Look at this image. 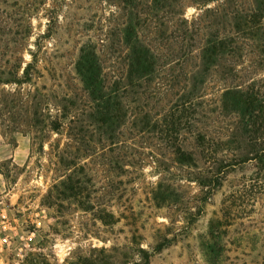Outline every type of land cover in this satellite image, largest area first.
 <instances>
[{
  "label": "rangeland",
  "instance_id": "obj_1",
  "mask_svg": "<svg viewBox=\"0 0 264 264\" xmlns=\"http://www.w3.org/2000/svg\"><path fill=\"white\" fill-rule=\"evenodd\" d=\"M262 80L264 0H0V264H264V141L223 97Z\"/></svg>",
  "mask_w": 264,
  "mask_h": 264
},
{
  "label": "trees",
  "instance_id": "obj_2",
  "mask_svg": "<svg viewBox=\"0 0 264 264\" xmlns=\"http://www.w3.org/2000/svg\"><path fill=\"white\" fill-rule=\"evenodd\" d=\"M130 2V0H128ZM226 16L228 14L226 13ZM251 16H240L237 13L230 15L231 25L234 27L237 33L244 30H250L251 28H256L255 30H260L255 21L249 20ZM54 18L49 17V22H53ZM130 28H126L127 33ZM128 34H131L128 33ZM239 37L237 35H226L224 37L213 36L206 41V46L203 48V58L205 64H211V62L218 61V59L229 61L232 56L235 55L239 45L237 41ZM133 48V55H131V69L130 74L146 73L147 69L151 66L152 55L150 50L141 44H136ZM82 55L77 63V69L81 73L83 81L89 88H94L98 84V75L96 74L92 64L94 62L95 53L91 50H83ZM232 60V59H231ZM32 62H28L23 70V78L28 80L30 78V69L34 66ZM263 81V82H262ZM261 82H255L249 84L245 87L239 86L240 88L233 87L226 89L224 97V106L228 108L231 112H238L241 114V120L239 125L236 126L234 134H245L249 135L252 141L255 142L254 145L258 146V140L263 138L264 141V80ZM5 83L11 82L10 80L4 81ZM93 91V89H91ZM52 130H58L59 123L57 120L51 121ZM199 142L204 144L205 135L199 133ZM261 136V137H259ZM210 143V142H208ZM206 143V144H208ZM260 146V145H259ZM163 243H160L154 251L162 249ZM143 253V262L136 264H148L150 257L153 254L145 249H140Z\"/></svg>",
  "mask_w": 264,
  "mask_h": 264
}]
</instances>
